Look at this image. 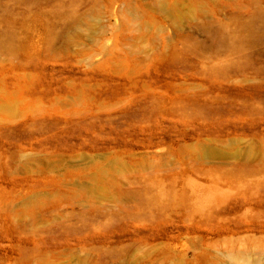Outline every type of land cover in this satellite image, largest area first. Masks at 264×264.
<instances>
[{
    "label": "rangeland",
    "instance_id": "374dc122",
    "mask_svg": "<svg viewBox=\"0 0 264 264\" xmlns=\"http://www.w3.org/2000/svg\"><path fill=\"white\" fill-rule=\"evenodd\" d=\"M0 264H264V0H0Z\"/></svg>",
    "mask_w": 264,
    "mask_h": 264
}]
</instances>
